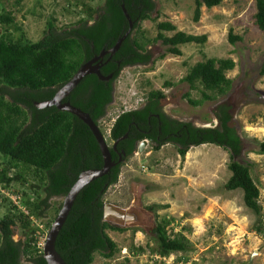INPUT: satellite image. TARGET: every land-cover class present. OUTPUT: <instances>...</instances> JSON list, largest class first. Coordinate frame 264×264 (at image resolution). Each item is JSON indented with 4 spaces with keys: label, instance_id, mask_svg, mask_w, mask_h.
Here are the masks:
<instances>
[{
    "label": "trees",
    "instance_id": "16d2710c",
    "mask_svg": "<svg viewBox=\"0 0 264 264\" xmlns=\"http://www.w3.org/2000/svg\"><path fill=\"white\" fill-rule=\"evenodd\" d=\"M0 2L3 4L0 13V154L5 158L4 166L0 168V182L8 186L19 179L30 187V192L27 188L15 190L13 194L20 196L19 203H13L8 197V211L0 217V264H22L23 260L28 264H47L37 243L53 220L49 215V200L63 197L82 170L101 167L102 156L92 132L77 116L55 106L38 108L35 103L51 99L82 64L109 49L124 34L128 22L122 4L133 22L132 29L111 57L107 53L96 61L100 73L111 77L103 80L95 73H89L63 98L88 113L102 134L100 122L114 100V83L123 68L149 63L152 53L148 47L157 42L165 46L158 56L164 58L167 54L180 56V45L203 44L207 36L175 31L173 23L160 21L156 24L157 34L149 38L142 30L141 22L152 19L154 0H102L96 6L87 5L85 16L71 25L57 27L55 18L48 17L42 36L35 41L23 35L13 38L11 34L1 32V25L12 24L14 16L7 11L6 1ZM78 2L76 0V4ZM254 2V24L264 33V0ZM220 3L221 0H194L192 20H199L201 6L211 8ZM164 31L174 33L166 35ZM240 39L229 30L230 43ZM234 66L231 58L215 57L191 65L181 81L190 89H197L199 85L201 97L191 99L186 92L184 97L188 103L198 106L226 95L232 86V79L226 72ZM261 73L264 74V61ZM168 85L171 83L165 82V86ZM163 97L161 90L151 89L141 106L122 110L112 118L108 138L115 141L127 134L116 144L117 149L125 151L124 160L136 151L144 137L150 138L155 150L167 142L172 143L182 158L192 146L206 143L219 146L229 157L227 168L231 174L224 184L225 189L242 190L244 205L260 215L259 188L251 175L254 163L241 159L243 143L232 124L229 105L220 103L215 107L213 114L217 122L214 125L196 126L162 113L159 104ZM153 114H158V118H153ZM149 129L155 134L160 129L162 135L168 137L156 143L153 133L142 132ZM252 151L264 154V140L257 141V147ZM110 152L112 160L117 162V153L112 149ZM124 162H117L106 175L92 180L77 194L55 240V249L66 264H93L96 253L111 258L119 251L107 231L122 232L126 228L104 218V195L117 183ZM18 166H22L24 172H30L36 182L23 177L21 172L11 176L9 171ZM155 207L153 204L147 209L154 212ZM157 207L168 206L158 204ZM58 209H53L54 214ZM16 228L21 231L22 240L12 239ZM255 228L262 231V223H257ZM152 232L156 249L149 248L150 256L164 257L190 247L187 237L179 232L170 234L165 223L156 221ZM136 248L145 251L139 244ZM153 261L152 264H156Z\"/></svg>",
    "mask_w": 264,
    "mask_h": 264
},
{
    "label": "rangeland",
    "instance_id": "374dc122",
    "mask_svg": "<svg viewBox=\"0 0 264 264\" xmlns=\"http://www.w3.org/2000/svg\"><path fill=\"white\" fill-rule=\"evenodd\" d=\"M7 11H11L14 22L1 25L2 34L13 38L23 35L35 41L42 36L48 17L55 18V25H71L85 16V7L96 6L102 0H3ZM3 2V3H4ZM152 19L141 22L147 37L157 34V22L169 21L189 34H205L203 44L188 43L179 46L182 54H167L160 42L148 47L152 60L147 64L127 66L119 73L114 83V100L106 117L100 122L107 144L111 145L108 132L112 118L122 110H130L145 100L146 93L161 90L164 97L160 105L164 112L176 119L190 121L196 126H211L217 120L213 111L220 103H226L232 114V124L238 130L243 149L241 159L254 163L251 175L259 188L260 215L248 209L242 199V190H227L225 182L230 176L227 168L228 152L219 146L206 143L192 146L182 158L172 143L159 149L151 144L141 152L133 153L122 165L118 181L110 186L105 202L123 214L112 213L106 219L126 228L108 230L119 251L113 257L104 258L95 254L93 264H264V154L254 153L257 141L264 140V33L254 24V0H221L217 6H201L197 22L192 20L194 0H154ZM3 4L0 2V13ZM155 18V19H153ZM240 36L230 43L228 32ZM172 35L174 31H164ZM207 57L231 58L235 62L227 77L232 79L228 93L213 101L192 106L184 97L189 92L191 99H200L201 87L190 89L181 78L188 68ZM165 82L171 85L165 86ZM5 158L0 154V168ZM21 172L23 177L36 182L33 175L24 172L22 166L12 168L9 174ZM27 184H30L28 181ZM30 192V187L19 179L8 186L0 182V217L8 211L7 194L15 190ZM31 194V193H30ZM29 194V195H30ZM6 199V200H5ZM63 197L49 200V215L53 220ZM155 211L147 206L153 205ZM159 205L168 207L161 208ZM127 215V216H124ZM52 220V221H53ZM166 224L170 234L181 233L187 237L190 247L184 252H173L168 256H150L149 248L156 249L152 229L155 222ZM261 222L262 231L256 224ZM12 239L22 240L21 231L13 229ZM44 236L38 239L42 247ZM145 251L136 250V245ZM22 264H28L22 261Z\"/></svg>",
    "mask_w": 264,
    "mask_h": 264
},
{
    "label": "water",
    "instance_id": "95a60500",
    "mask_svg": "<svg viewBox=\"0 0 264 264\" xmlns=\"http://www.w3.org/2000/svg\"><path fill=\"white\" fill-rule=\"evenodd\" d=\"M123 14L125 15L128 27L124 34L120 36L115 44L111 46L107 50H102L97 56L93 57L86 63L82 64L78 70L73 74V76L63 84L54 94L51 99L36 102L35 106L38 108H44L49 106H55L59 110L68 111L75 116H77L80 120H82L92 132L95 140L98 143L101 156H102V165L99 168H91L82 170L77 176L76 180L68 190V192L63 196L62 203L57 211V214L54 220L51 222L50 227L48 229L47 235L45 237V241L42 246V255L47 264H66L63 258L55 249V240L56 237L62 228L64 221L73 205V202L79 193V191L87 185L92 180L106 175L110 169L115 165V162L111 158L110 148L106 142V139L102 132L100 131L98 125L91 119L88 113L82 111L78 107L73 106L68 101H63V98L67 96L73 88L78 84V82L87 74L95 73L100 79L107 80L111 77V75L104 76L99 71V63L96 62L103 55L109 53V57H111L120 47V44L125 39V37L130 33L133 22L131 21L128 13L126 12L124 5H121ZM207 126V125H205ZM127 137V134H124L122 137L117 138L113 144L112 149L116 150V144L120 139ZM145 145V140L139 142L138 151L140 152ZM110 213L122 217L123 214L115 210L109 203H104V218Z\"/></svg>",
    "mask_w": 264,
    "mask_h": 264
},
{
    "label": "flooded vegetation",
    "instance_id": "af4514ba",
    "mask_svg": "<svg viewBox=\"0 0 264 264\" xmlns=\"http://www.w3.org/2000/svg\"><path fill=\"white\" fill-rule=\"evenodd\" d=\"M143 103H145L144 101H142L140 104H139V106H141ZM159 106H160V111L162 112V113H164L168 118H174V117H172V116H170V115H168V114H166L165 112H164V110L162 109V107H161V105L159 104ZM136 107H138V106H136ZM136 107H134V108H136ZM134 108H132V109H134ZM153 118H158V114H153ZM174 119H176V118H174ZM177 120H179V119H177ZM179 121H182V122H187V121H183V120H179ZM142 132H146V133H149V134H152L153 133V135H155V141L154 142H156V143H158V142H162V141H164L165 139H167V137H168V135H162V133H161V131H160V129H158L157 131H156V134H155V131L153 132L152 131V129H149L148 131H142ZM142 140H145V145L144 146H147V145H149V144H153V142L150 140V138H148V137H144ZM142 140H140V141H142ZM139 141V142H140ZM113 140H111V145L109 146V148L110 149H112V144H113ZM167 143H170V142H167ZM166 144V143H165ZM138 146H139V143H138ZM143 146V147H144ZM113 150V149H112ZM116 153H117V155H118V161L117 162H124L125 160H124V156H125V151L123 150V149H117L116 148V150H114ZM135 152H139L138 151V147H137V149H136V151H134L133 153H135ZM141 152V151H140ZM111 153V152H110ZM130 157V156H129ZM117 162H115V164L117 163ZM124 216H127V215H124ZM123 217V216H122Z\"/></svg>",
    "mask_w": 264,
    "mask_h": 264
},
{
    "label": "built area",
    "instance_id": "2783aa9c",
    "mask_svg": "<svg viewBox=\"0 0 264 264\" xmlns=\"http://www.w3.org/2000/svg\"><path fill=\"white\" fill-rule=\"evenodd\" d=\"M6 195H9V197L12 199L13 203H19L20 196H17V195H14V194H7V193H6ZM34 223L36 225H39L40 227H42V225L40 223H38L37 221H34ZM46 232H48V230ZM42 246H43V244H42Z\"/></svg>",
    "mask_w": 264,
    "mask_h": 264
}]
</instances>
